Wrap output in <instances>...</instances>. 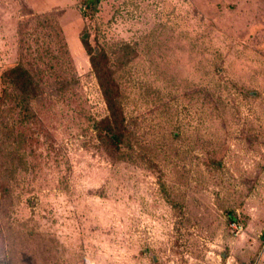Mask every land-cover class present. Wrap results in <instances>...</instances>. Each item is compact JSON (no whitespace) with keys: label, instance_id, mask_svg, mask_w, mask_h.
<instances>
[{"label":"rangeland","instance_id":"374dc122","mask_svg":"<svg viewBox=\"0 0 264 264\" xmlns=\"http://www.w3.org/2000/svg\"><path fill=\"white\" fill-rule=\"evenodd\" d=\"M89 10L0 0V264H264V0ZM84 28L135 48L125 113L160 171L92 130L107 110ZM16 65L37 81L28 97L3 76Z\"/></svg>","mask_w":264,"mask_h":264},{"label":"trees","instance_id":"16d2710c","mask_svg":"<svg viewBox=\"0 0 264 264\" xmlns=\"http://www.w3.org/2000/svg\"><path fill=\"white\" fill-rule=\"evenodd\" d=\"M84 1L90 12L96 9L98 0ZM80 41L89 56L91 71L100 88L107 110L105 115L96 119L92 124V130L95 132L97 139L108 153L118 154L127 160L140 159L141 161L146 159L150 166L159 170L160 165L157 162L159 159L151 155L145 158L142 153V149H144L143 134L137 131L136 121L128 118L125 113L123 76L119 72L123 65L129 64L133 60L136 55L135 48L128 42H123L116 44L115 48L117 49L108 51L99 44H91L89 32L86 28L80 32ZM3 76L6 83L14 86L19 96L25 95L28 97L29 92L32 94L37 89V81L21 65L7 68L3 72ZM151 92H154L150 94L153 102L159 105L161 103L160 94H158L156 88L148 86L146 94ZM219 164L220 161L213 158L208 159L206 162V165L211 168H218ZM226 213L231 220H235L234 209L227 208Z\"/></svg>","mask_w":264,"mask_h":264}]
</instances>
